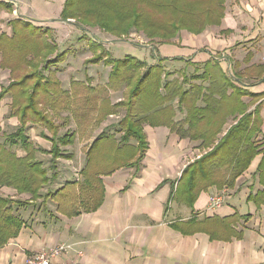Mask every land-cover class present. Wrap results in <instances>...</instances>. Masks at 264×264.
Listing matches in <instances>:
<instances>
[{"label": "crops", "instance_id": "crops-1", "mask_svg": "<svg viewBox=\"0 0 264 264\" xmlns=\"http://www.w3.org/2000/svg\"><path fill=\"white\" fill-rule=\"evenodd\" d=\"M223 1L218 24L206 27L199 34L179 31L174 38L176 44H158L160 54L168 59L185 56L183 61L196 64L200 73L209 60L230 76L237 73L239 81L233 77L232 83L250 92L251 95L241 97L248 106L247 112L259 106L264 136V74L258 77L247 70L264 65V0ZM11 8L13 13L20 14L17 8ZM11 16L9 10L0 9V31L7 30L1 28L15 15ZM237 37L243 39L235 41ZM179 66L168 72L186 70ZM196 83L206 84V81ZM8 98L2 99L0 106L4 103L7 107L11 103ZM169 104L175 109L169 119L152 121L147 114L142 127L148 147L138 165L120 166L99 175L104 195L97 208L89 211L80 207L76 215H68L57 211L51 199L20 208L18 212L25 225L16 237L0 245V264H27L38 247L63 243L70 245L59 258L63 264H264V205L257 206L249 199L261 188L255 175L261 154L254 156L234 186L223 187L227 194L220 207L208 205L209 197L222 191L214 186L201 190L192 207L171 197L170 191L183 168L209 148L199 147L197 140L181 134L180 130L188 127L187 112L178 109L176 102ZM227 117L223 133L238 120L231 114ZM169 120L174 125L165 122ZM111 122L106 126L114 132ZM49 135L45 130L41 140H35L39 148L50 147H47V143L51 145ZM94 137L90 132L84 143L85 153L80 152V156L66 150L75 139L64 147L67 155L56 160L57 176L43 192L48 188L54 191L67 180L80 182L87 145ZM194 150L198 153L193 156ZM41 154L51 156L47 152ZM39 159L47 167L50 157ZM69 174L73 179H69ZM80 189L76 185L78 193ZM0 196L30 198L6 185H0Z\"/></svg>", "mask_w": 264, "mask_h": 264}, {"label": "trees", "instance_id": "trees-1", "mask_svg": "<svg viewBox=\"0 0 264 264\" xmlns=\"http://www.w3.org/2000/svg\"><path fill=\"white\" fill-rule=\"evenodd\" d=\"M87 1L89 2L65 0L60 19L74 18L86 25L89 24L87 22L97 21L95 25L103 26V29L110 22L131 19L127 29L121 27L117 33L127 34L134 30L161 44L170 43L181 30L199 34L206 27L218 24L224 9L223 0H91L92 6H82ZM11 23L12 34H0L1 66L10 68L11 64L17 67L22 55L32 50L46 54V58L53 52V44L46 40V36H43L45 32L39 27H27L19 19H12ZM111 30H116V27H111ZM45 61L49 63L47 59ZM210 61L212 60L207 62L202 73L193 76L197 80L208 79L209 83L192 82L186 90L181 87L178 76L172 77L167 72L172 78L165 83L169 93L164 96L159 95L158 91L159 75L164 70L161 62L145 69V62L132 56L116 61L114 71L119 70L116 72V76L120 78L119 86L125 85L129 89L127 99L112 105L106 96L102 99L97 116L102 119L111 113H117L122 105L126 106V111L117 120L114 132L104 129L87 145L80 182L67 180L54 191L48 188L43 192V189L56 178V160L67 155L64 147L73 143L75 129L70 130L67 127L70 123L65 120L61 122L65 125L64 128H59L61 123L55 122L51 114V111L55 112L54 99L48 98L53 95L37 90L35 82L40 80L34 79L35 75L30 92L26 91V83L23 82L30 78L34 70L2 88L0 101L7 95L12 97L9 115L15 116L18 113L20 126L15 132L6 134L0 142V185L12 187L18 193L28 194L30 198L0 196V245L19 234L26 221L18 210L35 201L47 202L51 199L56 203L57 211L68 215H76L80 207L89 211L97 208L104 195L99 175L112 172L120 166L138 165L148 147L142 127L147 114L150 120L169 119L175 111L169 103L175 98L180 109L187 112L185 119L188 127L185 131L180 130L181 134L197 140L199 147L209 149L183 168L175 187L170 191L171 197H177L192 207L201 190L212 186L220 190L234 186L236 179L248 169L254 156L261 154V161L255 171L261 188L251 194L249 199L257 206L264 205V136L259 106L247 112L248 106L241 97L248 96L250 92L241 85L232 83L233 77L239 81L238 74L230 76ZM25 66L28 68L32 65ZM247 70L261 77L264 65ZM153 76L155 78L151 82ZM130 77L136 81L128 82ZM186 79L184 75L181 77L184 82L189 78ZM21 86L24 87L20 96L15 95V89ZM230 114L238 120L223 133L222 126ZM28 120L46 124L51 143L48 149L29 145L24 135V123ZM165 122L170 126L174 125L171 120ZM60 129L65 132L62 134ZM16 146L25 154H17L12 149ZM45 152L51 155L47 167L37 158L38 153ZM76 185H80L79 193L75 190Z\"/></svg>", "mask_w": 264, "mask_h": 264}, {"label": "rangeland", "instance_id": "rangeland-1", "mask_svg": "<svg viewBox=\"0 0 264 264\" xmlns=\"http://www.w3.org/2000/svg\"><path fill=\"white\" fill-rule=\"evenodd\" d=\"M11 1L12 0H6L5 3V0H0V9L9 10L12 16L15 15L13 17L11 16L12 19L21 20L27 27H39L43 30L45 32L43 36H46V40L53 44V52L50 53L48 58H46V54H40L39 51L32 50V52H27L22 55L17 67L10 64L12 70L8 66L0 65V90L14 80L25 77L24 74L30 72V70H34L35 72L30 75V78L24 79L25 81L23 83H26V85H24L26 91H28V93L30 92L35 82L34 79H37L40 80V82H35L37 90L41 91V93L45 91L47 94L53 95L48 96V98L54 99L53 109H55V112L53 113L51 111L52 118L58 123L64 120L65 122L69 121V129H75V136L78 135L77 139L74 138V144L65 149L76 152L79 156L80 152L83 154L85 153L83 149L84 143L88 141L90 132H93V136L96 137L102 130L110 129L106 126L110 121L114 123L111 127L114 131L116 129L115 125L117 120L126 111V106L122 105L117 113H111L102 119L97 116L101 108L100 106L102 105V99L106 98V96L111 104L127 99L129 89L125 87V85L119 86L120 78L116 76V72L119 70L114 71L117 65V63H115L116 61H123L132 56L141 62H145V69L161 62L162 68H164L158 80V84H160L158 91L161 96L169 93L167 90L168 86H165V83L167 84L174 76L180 78V85L185 90L189 88L192 82L197 81L193 76L200 73V69L191 65V61H183L186 58L185 56H175V59H173L174 57L172 59L163 57L160 54L162 50L158 47V44L161 43H159V41H149L141 32L130 30L127 34L117 33L121 27L127 29L131 19L110 22L103 29V26L95 25L97 21L87 22L89 24L86 25L83 24L82 21L75 20L74 18L61 20L60 14L63 10V3L65 0H18V3L13 5ZM92 2L89 0V2L87 1V3H84L82 6H92ZM12 6L18 9L19 15L13 13L15 11L12 10ZM12 19L5 22V26L1 29L6 27L7 30L0 31V34L5 36H10L12 34ZM114 26L116 30L113 31L111 27ZM241 39L243 38L237 37L235 41ZM175 40L176 39L167 44H172L173 42L176 44ZM173 48L177 50L176 47H172V49ZM42 52L46 53L45 50H42ZM45 59L49 61L48 64ZM44 62L47 64V67H45L46 65ZM28 64L32 66L27 68L25 65ZM181 64L183 65L179 66ZM176 66L186 67V70L181 72V74L180 72H174L171 77L167 72L171 69L173 70ZM194 70H196V72ZM34 75L35 78L33 79ZM183 75L187 79L189 78L188 81L184 82L181 80ZM154 78L155 76H153L150 81L153 82ZM229 80H231V78H229ZM130 81L136 80L130 77L128 82ZM205 81L206 84L209 83L208 79H205ZM23 87L16 88L14 92L15 95L20 96ZM7 96L11 98L8 99L12 102V97L10 95ZM117 97H120V99L117 100ZM143 100H146V97H143ZM176 100L177 98L173 100L174 105ZM9 105L6 107L4 103H1L0 106V142L3 141L2 139L6 134L8 135L15 132V129L20 126L18 123V119H20L18 113L15 114V116L9 115L11 112ZM147 106L149 105L147 104ZM177 107L180 109L179 106ZM24 124L26 125L24 126V135L26 139H28L29 145L39 148L35 140H39L41 134L47 130L46 124L33 123L32 120H28ZM64 126L65 125L61 123L59 128L63 129ZM61 129L60 132L63 134L65 131ZM47 133L50 134L48 130ZM47 145V147L50 146L49 143H47ZM12 149L19 155L25 154L18 146ZM202 150L203 149H201L200 152ZM192 153L194 156L198 152L194 150ZM37 157L46 159L50 156L38 153ZM71 175L72 174H69V179L73 177ZM171 200L172 199H170V201Z\"/></svg>", "mask_w": 264, "mask_h": 264}, {"label": "built area", "instance_id": "built-area-1", "mask_svg": "<svg viewBox=\"0 0 264 264\" xmlns=\"http://www.w3.org/2000/svg\"><path fill=\"white\" fill-rule=\"evenodd\" d=\"M227 190L222 188V191L212 194L208 199V205L210 208H217L222 206ZM70 245L68 244H56L52 246L38 247L32 256L27 259V264H63L59 258L64 251H66ZM65 264V263H64Z\"/></svg>", "mask_w": 264, "mask_h": 264}]
</instances>
